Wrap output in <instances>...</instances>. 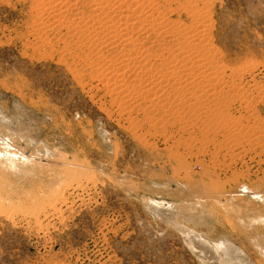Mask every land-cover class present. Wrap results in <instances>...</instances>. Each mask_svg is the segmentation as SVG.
<instances>
[{
  "label": "rangeland",
  "instance_id": "obj_1",
  "mask_svg": "<svg viewBox=\"0 0 264 264\" xmlns=\"http://www.w3.org/2000/svg\"><path fill=\"white\" fill-rule=\"evenodd\" d=\"M51 1L0 0V264H264V0ZM142 12L162 32L206 20L219 74L151 76L141 53L169 35ZM124 13L141 53L95 31ZM189 89L190 144L156 118Z\"/></svg>",
  "mask_w": 264,
  "mask_h": 264
},
{
  "label": "bare ground",
  "instance_id": "obj_2",
  "mask_svg": "<svg viewBox=\"0 0 264 264\" xmlns=\"http://www.w3.org/2000/svg\"><path fill=\"white\" fill-rule=\"evenodd\" d=\"M48 1H50V0H48ZM48 1L46 0V2L48 3ZM53 1V0H52ZM52 1H51V4H49L48 6H50V5H52ZM60 0H58V2H59ZM73 1V0H72ZM71 1V2H72ZM94 1V0H93ZM96 1V0H95ZM94 1V2H95ZM104 0H102V2H103ZM119 1H121V0H119ZM118 1V2H119ZM136 1V0H135ZM140 1V0H139ZM150 1V0H149ZM56 2H57V0H56ZM55 2V3H56ZM75 0H74V4H75ZM105 2V1H104ZM107 2H108V0H107ZM114 2V1H113ZM113 2L111 3L112 5H113ZM129 2L130 1H128V5H127V1H125V0H123L122 2H120V4L118 5L117 4V6L119 7V8H122L124 5H126L127 7L126 8H128V7H130V9H132V5L134 4L135 5V3L137 2H134L133 0H132V3L133 4H131V6L129 5ZM141 2V1H140ZM139 2V3H140ZM50 3V2H49ZM62 3V2H61ZM99 3V2H98ZM109 3H110V1H109ZM117 3V2H116ZM138 3V2H137ZM142 3V2H141ZM150 3V2H149ZM149 3L146 5V6H148L149 5ZM155 2H153L152 4H154ZM43 4L47 7V5H46V3H44L43 2ZM69 4V3H68ZM73 4V5H74ZM78 4V3H77ZM94 3H92V5H93ZM96 4V3H95ZM102 4V3H101ZM104 4V3H103ZM111 4L109 5V6H111ZM151 4V5H152ZM163 4V3H162ZM56 5H57V3H56ZM55 5V6H56ZM67 4L65 3L64 4V6H66ZM99 5V4H98ZM105 5V4H104ZM103 5V6H104ZM107 5V4H106ZM144 5V3H142V6ZM156 5H157V3H156ZM155 5V6H156ZM194 5V4H193ZM196 5V4H195ZM194 5V6H195ZM204 5V4H203ZM202 5V6H203ZM44 6V7H45ZM87 6V5H86ZM96 6V5H95ZM114 6L115 5H113V7H108L107 6V9L108 8H111V14H112V10L113 9H115L114 8ZM141 6V7H142ZM146 6H144V7H146ZM193 6V9L196 7H194ZM201 6V5H200ZM51 7V6H50ZM50 7H48V8H50ZM61 7V6H60ZM68 7V6H67ZM74 7V6H73ZM97 7V6H96ZM101 7V6H100ZM105 7V6H104ZM117 7V8H118ZM151 7V6H150ZM150 7L148 6V8L150 9ZM199 6H197L195 9L196 10H198V9H200L201 7H199ZM207 7V6H206ZM53 8V7H52ZM51 8V9H52ZM64 8V7H63ZM113 8V9H112ZM143 8V7H142ZM159 8V7H158ZM204 8V7H203ZM203 8H202V10H203ZM57 10H58V7L56 8ZM55 9V10H56ZM95 9H97V8H95ZM100 9V8H99ZM106 9V10H107ZM146 9V8H145ZM154 9V8H153ZM153 9H151L152 11H153ZM171 9V8H170ZM206 9V8H205ZM204 9V10H205ZM54 10V9H53ZM54 10V11H55ZM69 10V9H68ZM94 10V9H93ZM122 10H125L124 9V7H123V9ZM138 10H139V8H138ZM137 10V11H138ZM142 10V9H141ZM144 10V9H143ZM155 10V9H154ZM157 10V9H156ZM156 10H155V13H156ZM166 10V9H165ZM169 10V9H168ZM167 10V11H168ZM172 10V9H171ZM188 10V9H187ZM192 10V9H191ZM201 10V11H202ZM61 11V10H60ZM95 11V10H94ZM103 11V10H102ZM105 11V10H104ZM131 11V10H130ZM136 11V12H137ZM146 12H147V9L145 10ZM144 11V12H145ZM150 11V10H149ZM160 11V10H159ZM167 11H166V13H167ZM64 12V11H63ZM100 12V11H99ZM145 12V13H146ZM157 12H158V10H157ZM162 12V11H161ZM169 12V11H168ZM190 12V11H189ZM195 12V10H193V12L191 13L192 15H193V13ZM197 12V11H196ZM208 12V11H207ZM206 12V13H207ZM56 13H57V11H56ZM94 13V12H93ZM139 13V12H138ZM137 13V15H139ZM143 13V12H142ZM148 13V12H147ZM160 13V12H159ZM165 13V14H166ZM198 13H200L201 14V12H199L198 11ZM197 13V14H198ZM205 13V12H204ZM52 14V13H51ZM61 14V13H60ZM91 14H92V12H91ZM99 14V13H98ZM121 14V13H120ZM119 14V15H120ZM128 13H124V15H122L121 16V19L122 20H119V21H123L124 20V24H121V27L120 26H116V25H114L113 23H111V22H109V19H105L104 18V20H106V21H104V22H106V24L107 25H105L104 23H101V24H103L104 25V27H102L101 25L99 26V30L97 29V27H98V25L100 24H98L97 26H96V24H95V28L97 29V30H95V31H97L98 33L99 32H101L102 33V31L101 30H103V28H104V30L105 31H103L104 33H102L103 34V36L104 35H106L107 34V37L105 38L106 40V42H111V43H113V42H115L116 41V39H114L115 37L118 39V38H120L119 40H120V44H122L123 46H131V47H137V51L139 52V53H141L140 52V50L142 51V49H138V48H140V47H143V46H141L142 45V43H141V40L138 38V37H133V35H135V33L134 34H132L131 32H132V30L133 29H131V28H135V26L137 25V23H139V22H133L132 20H131V18H132V16L130 17V15H127ZM144 14V13H143ZM150 14H152L151 12L149 13V14H144L142 17H139V20H140V24L142 23L141 21L143 20H146V21H148V23H145L144 25H142V26H140V30H147L145 27H143V26H147V27H149V29L150 30H154L155 28H156V30H157V32L158 33H160V34H168L169 36H167V37H165V38H163L162 40H160L159 38V40H155L156 42L157 41H161L162 43H158V47H160L159 48V51L158 52H156L155 54H151L149 51V54H148V52L147 51H145L144 53H145V55L143 54V53H141L142 55H143V57L144 58H149V60H148V62H147V69H148V72L150 71V73L149 74H151V73H153L154 75H156V74H160L161 76H173V75H175V76H177L176 78H178V76H180V75H182V74H185V75H187V79L188 78H190V76H191V80L190 79H186V85L187 84H190V82L191 81H193L192 79H193V75H194V73L195 72H193L192 71V69H191V64L190 63H192V64H195L194 65V67H198V68H200V69H198V71L199 72H201V73H203V75H201L202 77L201 78H203V77H205V76H209V74H211V73H217L219 70H217V72L216 71H214V69L216 70V69H218V68H220L219 66L218 67H216V66H214L213 68L211 67V66H209V64L207 63V62H205V60H206V57L205 56H209L210 55V53H209V51L211 50V52H212V49L210 48V41L209 42H206L207 41V39H206V41H204V39L202 38V37H205L206 35H205V32H206V30H204L203 29V27L202 26H204L205 25V21L203 20V19H201V21H200V18H201V16H199V19L197 18V20L195 19L194 21H197V23H195L193 26V29L192 30H194L193 31V33H191V34H189L188 35V33L187 32H185V31H183V30H178L177 28L179 27L178 26V24H177V26H176V28H174V29H177V31H174V32H172L170 29H167L166 31H164V32H162V31H160V28L159 27H157V24L158 25H160V26H162L161 24H160V22H155V19H153L154 17H152ZM154 14V13H153ZM164 14V15H165ZM169 14V13H168ZM203 14V13H202ZM101 15V14H100ZM105 15V17H106V14H104ZM118 15V16H119ZM161 15V14H160ZM160 15H158V18H159V16ZM164 15H163V17H161L162 19L164 18ZM170 15V14H169ZM206 15H208V14H206ZM205 15V16H206ZM39 16V15H38ZM90 16V15H89ZM94 16V15H93ZM99 16V15H98ZM140 16V15H139ZM145 16V17H144ZM154 16V15H153ZM203 16H204V14H203ZM204 16V17H205ZM76 17H78V15L76 16ZM85 17V16H84ZM83 17V18H84ZM100 17V16H99ZM102 17V16H101ZM110 17V14H109V16H107L106 18H109ZM137 17V16H136ZM166 17H168V16H166ZM203 17V18H204ZM70 18V17H69ZM98 18V17H97ZM153 19L154 20V22H152L150 19ZM207 18V17H206ZM81 19V18H80ZM85 19H87V17L85 18ZM96 19V18H95ZM101 19H103V18H101ZM111 19V18H110ZM168 19L169 18H167L166 20L168 21ZM171 19V18H170ZM194 19V18H193ZM208 19V18H207ZM78 20V19H77ZM82 20V19H81ZM91 20H93L92 19V16H91ZM97 20V19H96ZM108 20V21H107ZM137 20V19H136ZM159 20H161V19H159ZM68 21V20H67ZM70 21V20H69ZM83 21V20H82ZM81 21V23L83 24V22ZM86 21H88V20H86ZM85 20H84V23L86 22ZM111 21H113L114 22V19L113 20H111ZM118 21V22H119ZM145 21V22H146ZM172 21V20H171ZM176 21V20H175ZM175 21H173V22H175ZM193 21V20H192ZM191 21V22H192ZM89 22V21H88ZM91 22H93V21H91ZM97 22H98V20H97ZM117 22V23H118ZM164 22H166V21H164ZM144 23V22H143ZM142 23V24H143ZM163 23V22H162ZM169 23V22H168ZM171 23V22H170ZM170 23L169 24H167L166 25V27L168 26V25H170ZM175 23H177V22H175ZM175 23H174V25H175ZM180 23V22H179ZM194 23V22H193ZM201 23H204V24H201ZM65 24V23H64ZM78 24V23H77ZM86 24H87V22H86ZM93 24V25H94ZM116 24V23H115ZM164 24H166V23H164ZM207 24V23H206ZM67 25V24H66ZM79 25H81V24H79ZM92 24H90L89 25V23H88V25H86V26H88V28H89V26H91ZM93 25L91 26V27H93ZM118 25V24H117ZM202 25V26H201ZM72 26V25H71ZM75 26H77L76 24H75ZM86 26H82L81 25V28L83 29V27L85 28ZM139 26V25H138ZM171 26V25H170ZM173 26V25H172ZM171 26V27H172ZM188 26H189V28H190V25H187V27L185 26H183L186 30H187V28H188ZM78 27V26H77ZM80 27V26H79ZM90 27V29L92 30V33H93V31H94V29H92ZM102 27V28H101ZM137 28V27H136ZM162 28V27H161ZM165 28V27H164ZM74 29H76V28H74ZM82 29H80L81 31H82ZM87 29V28H86ZM85 29V30H86ZM89 29V30H90ZM139 29V28H138ZM107 31V32H106ZM84 32V31H83ZM203 32H204V34H203ZM85 33V32H84ZM86 33H90L91 34V32H86ZM142 33H145V31H143ZM199 33H200V35H199ZM148 34V33H147ZM93 35H94V33H93ZM96 35V34H95ZM146 35V34H145ZM203 35H205V36H203ZM90 36H92V35H90ZM90 36H88V38L89 39H91L92 40V38H90ZM96 36H98V35H96ZM118 36V37H117ZM151 36V35H150ZM149 36V37H150ZM92 37H94L95 38V36H92ZM98 37H100V36H98ZM101 37H102V35H101ZM100 37V38H101ZM139 37H141V36H139ZM158 37V36H157ZM161 37V36H160ZM97 38V37H96ZM104 38V37H103ZM103 38H101V41H102V39ZM145 38H146V36H145ZM200 40H199V39ZM95 40V39H94ZM97 40V39H96ZM95 40V41H96ZM104 40V39H103ZM106 42H105V44H106ZM93 43V42H92ZM95 43V42H94ZM93 43V45H95ZM97 43V42H96ZM100 43V41L98 42V44ZM103 43V42H102ZM101 44V43H100ZM104 44V43H103ZM119 44V43H118ZM117 44V45H118ZM162 44H164L165 45V47H162V46H164V45H162ZM109 45H111V44H109ZM99 46V45H98ZM97 47V46H96ZM145 50V49H144ZM126 51V50H125ZM135 52V51H134ZM146 52H147V54H146ZM206 53V55L204 56V57H202V55L203 54H205ZM132 53V52H131ZM213 53V52H212ZM132 54H134V53H132ZM137 54V53H136ZM114 55V54H113ZM119 55V54H118ZM124 55V54H123ZM125 55H127V54H125ZM124 55V56H125ZM138 55H140V54H137V57H138ZM142 55H141V57H142ZM105 56V55H104ZM110 56V55H109ZM124 56L122 57V58H124ZM136 56V55H135ZM207 56V58H211V56H209L208 57ZM121 57V56H120ZM128 57H130V56H128ZM127 57V58H128ZM132 57H134V56H132ZM137 57H135L136 59H137ZM142 57V59L140 58V57H138V68L140 69V67H141V69L143 68L144 69V67H145V64L144 63H142L141 61L142 60H146V59H144ZM155 57L158 59V61H152L151 59H155ZM109 58V57H108ZM134 58V59H135ZM139 58H140V60H139ZM169 58H171V59H169ZM214 58V57H213ZM121 59V58H120ZM123 60V59H122ZM125 60H126V58H125ZM133 60V59H132ZM208 60V59H207ZM110 61V60H109ZM121 61V60H120ZM210 61H212V60H210ZM125 62V61H124ZM131 62V61H130ZM129 62V63H130ZM133 62V61H132ZM139 62H141V63H139ZM144 62V61H143ZM121 63V62H120ZM126 63V62H125ZM125 63H124V65H125ZM99 64V63H98ZM97 64V65H98ZM140 64V65H139ZM207 64H208V66H207ZM136 65V64H135ZM117 66H120V65H116L115 67H117ZM127 66V65H126ZM129 66H131V65H129ZM205 66H207L206 68H205ZM113 67H114V65H113ZM128 67V66H127ZM135 67V66H134ZM119 67H117L116 68V71H117V69H118ZM126 68V67H125ZM146 68V67H145ZM193 68V67H192ZM202 68V69H201ZM113 69V68H112ZM112 69L110 70L111 72H112ZM121 69V68H120ZM130 69V68H129ZM137 69V68H136ZM197 69V68H196ZM107 70V69H106ZM123 70V67H122V69H121V71ZM194 70V69H193ZM201 70V71H200ZM209 70H211L212 72H209ZM108 72V75H109V73H111V72ZM115 69L113 70V73L115 74ZM118 71H119V69H118ZM117 71V73H116V75L115 76H117L118 75V73L119 72H121V71H119L118 72ZM141 71H143V70H141ZM195 71V70H194ZM197 71V72H198ZM221 71V70H220ZM139 72H140V70L139 71H137V75H139ZM147 72V73H148ZM134 74H135V72H133ZM141 73V72H140ZM143 73V72H142ZM107 74V73H106ZM105 74V75H106ZM122 74V73H121ZM121 74H120V76H121ZM127 74V73H126ZM217 74H219V73H217ZM216 74V75H217ZM221 74V73H220ZM224 74V73H223ZM104 75V74H103ZM107 75V76H108ZM141 75H143V74H141ZM190 75V76H189ZM151 76H152V74H151ZM150 76V77H151ZM215 76V75H214ZM219 76V75H218ZM223 76V75H222ZM222 76H220V78L222 77ZM229 76V75H228ZM118 77V76H117ZM124 77H125V74H124ZM149 77V76H148ZM147 77V78H148ZM155 77V76H154ZM166 77V78H167ZM171 77H170V79L168 78L167 80H171ZM174 77V76H173ZM182 76H180V78H181ZM198 77V76H197ZM210 77V76H209ZM107 78V77H106ZM119 78H121V77H119ZM146 78V77H145ZM157 78V77H156ZM185 78V77H184ZM208 78V77H207ZM206 78V79H207ZM216 78H217V76H216ZM237 78V77H236ZM240 78V77H239ZM116 79H118V78H116ZM126 79V78H125ZM151 79V78H150ZM153 79V78H152ZM174 79H175V77H174ZM173 79V80H174ZM179 79V78H178ZM212 79V78H211ZM211 79L210 78H208L207 80H205V81H208V84H210V82H211ZM143 80V79H142ZM156 81L155 82H158L157 81V79H155ZM159 80H161L162 81V79H160V77H159ZM164 80L167 82V80L164 78L163 79V82H164ZM180 80H182L183 81V78L182 79H180ZM179 80V81H180ZM189 80H190V82H189ZM195 80V79H194ZM203 80V79H202ZM202 80H200L199 82H194V84H193V86L194 85H197L198 83H201L202 82ZM124 81V80H123ZM145 81H147V79L145 80ZM179 81H177L178 83H179ZM182 81H181V83H182ZM196 81V80H195ZM235 81V80H234ZM115 82V81H114ZM120 82V81H119ZM160 82V81H159ZM162 82V83H163ZM174 82V81H173ZM218 82L219 81H217L216 83L218 84ZM123 83V82H122ZM134 83V82H133ZM137 83V82H136ZM169 83H171L172 84V82H169ZM197 83V84H196ZM213 83V85H211V87L213 86V87H215V85L216 84H214V82H212ZM128 84V83H127ZM132 84V83H131ZM158 84V86L160 85V83H157ZM176 84V83H175ZM184 84V83H183ZM183 84H182V86H183ZM191 84V85H192ZM204 84V83H203ZM115 86H117L116 85V83L114 84ZM162 85V84H161ZM169 86H171L170 84H168ZM141 86V85H140ZM154 86H156V85H153V87ZM177 86H179V85H177L176 84V87L175 88H177V94H178V96L180 97V95H181V93L182 92H184L185 91V89H186V87L187 86H189V85H187L185 88L184 87H182V88H180L181 86H179V87H177ZM232 86V85H231ZM142 87H144L145 89H146V85L145 86H142ZM147 87H149V86H147ZM157 87V86H156ZM172 87H174V85L172 86ZM199 86H197V88H198ZM200 87H202V86H200ZM114 88V87H113ZM117 88H119L118 86H117ZM152 88V87H151ZM150 87H149V89H151ZM169 88V87H168ZM171 88V87H170ZM236 88V87H235ZM143 89V88H142ZM144 89V90H145ZM148 89V90H149ZM154 89V88H153ZM167 89V88H166ZM188 89V88H187ZM186 89V90H187ZM196 89V88H195ZM237 89V88H236ZM119 90V89H118ZM140 90V89H139ZM170 90H172V89H170ZM194 90V89H193ZM200 90V89H199ZM198 90V91H199ZM203 90V89H202ZM211 90V89H210ZM244 90V89H243ZM147 90H145L143 93H145ZM149 91H151V90H149ZM188 91H190L189 92V94H188V92H187V94H183V95H187L185 98H184V100H176V99H174V98H172L171 96V99H170V97H167V95L165 96V98L163 99L164 100V102L162 103L161 102V106L163 105V107L165 108V110L163 111L164 112V114H162L161 113V115H157V121H159L160 123L161 122H163V123H167V122H172V123H178L179 124V126H180V128H182V130L184 131V132H186L187 134H189V136H188V138H186V140H187V142L190 144V140H191V133H193L194 131H193V122L195 121H193V118H191V116H192V114H190V112L191 111H193V110H191L192 108V105H193V102L191 103V95L190 94H192L193 95V93H192V91H191V89H189ZM197 91V90H196ZM216 91V90H215ZM119 92V91H118ZM163 92H164V90H163ZM162 92V93H163ZM173 92V91H172ZM175 92V91H174ZM172 93V95L174 94V95H176L175 93ZM214 92V91H213ZM236 92V91H235ZM154 93V92H153ZM165 93V92H164ZM198 93V92H197ZM211 93V92H210ZM156 94V93H155ZM195 94V93H194ZM140 95V94H139ZM153 95V94H152ZM168 95H169V92H168ZM129 96V95H128ZM160 96H162V94L160 95ZM182 96V95H181ZM200 96V95H199ZM240 96V95H239ZM184 97V96H183ZM182 97V98H183ZM194 98H195V96H193ZM198 97V96H197ZM209 97V96H208ZM235 97V96H234ZM161 98V97H160ZM163 98V97H162ZM205 98V97H204ZM226 98V97H225ZM231 98V97H230ZM153 99V98H152ZM196 99V98H195ZM236 100V99H235ZM243 100V99H242ZM158 101V100H157ZM156 102V101H155ZM249 102V101H248ZM195 104V103H194ZM154 105V104H153ZM200 105H202V107H204L203 106V104H200V102H199V107L197 108V110L201 107ZM156 106V105H155ZM194 106V105H193ZM196 106V105H195ZM246 106V105H245ZM156 108H157V106H156ZM250 108V107H249ZM201 110L203 109V108H200ZM213 109V108H212ZM216 109H218L219 110V108H216ZM212 111V110H211ZM217 111V110H216ZM194 112V113H193ZM192 113L193 114H195V111H193ZM204 112V111H203ZM200 114V113H199ZM209 114V113H208ZM216 114V113H215ZM195 116V115H194ZM197 116H198V114H197ZM204 117V116H203ZM222 117V116H221ZM218 118V117H217ZM196 119V118H195ZM219 119V118H218ZM225 120V119H224ZM193 121V122H192ZM218 121V120H217ZM220 122V121H219ZM157 124V123H156ZM218 124V123H217ZM219 126H220V124H219ZM230 127V126H229ZM232 128V127H231ZM229 129V128H228ZM195 135V134H194ZM193 136V135H192ZM193 138V137H192ZM227 138V137H226ZM193 140V139H192ZM188 144V145H189ZM189 146H191V145H189ZM192 147V146H191ZM190 148V147H189ZM61 191L62 190H58V191H56L55 192V195L54 196H52L51 198H50V203L52 202V203H54L55 204V202H53V200L54 201H56V200H58L61 196V194L63 193H61ZM60 196V197H59ZM51 203V204H52ZM50 206V205H49ZM56 207V206H55ZM52 209V208H51ZM36 210H38V209H36ZM37 213V212H36ZM60 213V212H59ZM36 216V215H35ZM36 218V217H35ZM40 221V220H39Z\"/></svg>",
  "mask_w": 264,
  "mask_h": 264
}]
</instances>
